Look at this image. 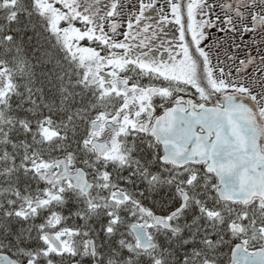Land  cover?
I'll use <instances>...</instances> for the list:
<instances>
[{
	"label": "snow or ice",
	"instance_id": "obj_1",
	"mask_svg": "<svg viewBox=\"0 0 264 264\" xmlns=\"http://www.w3.org/2000/svg\"><path fill=\"white\" fill-rule=\"evenodd\" d=\"M0 264H264V0H0Z\"/></svg>",
	"mask_w": 264,
	"mask_h": 264
}]
</instances>
